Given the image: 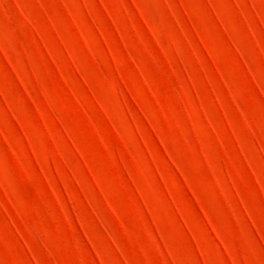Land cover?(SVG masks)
Here are the masks:
<instances>
[{"label": "rangeland", "instance_id": "obj_1", "mask_svg": "<svg viewBox=\"0 0 264 264\" xmlns=\"http://www.w3.org/2000/svg\"><path fill=\"white\" fill-rule=\"evenodd\" d=\"M0 264H264V0H0Z\"/></svg>", "mask_w": 264, "mask_h": 264}]
</instances>
